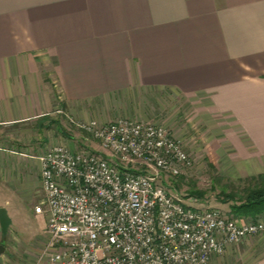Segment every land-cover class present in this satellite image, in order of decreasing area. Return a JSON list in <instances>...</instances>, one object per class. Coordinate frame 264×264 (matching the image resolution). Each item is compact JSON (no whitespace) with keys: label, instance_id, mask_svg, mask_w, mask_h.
<instances>
[{"label":"crops","instance_id":"1","mask_svg":"<svg viewBox=\"0 0 264 264\" xmlns=\"http://www.w3.org/2000/svg\"><path fill=\"white\" fill-rule=\"evenodd\" d=\"M139 95L201 104L238 151L231 173H263L264 0H0V127L64 109L137 115ZM40 156L0 147V192L32 203ZM256 252L240 264H264Z\"/></svg>","mask_w":264,"mask_h":264},{"label":"built area","instance_id":"2","mask_svg":"<svg viewBox=\"0 0 264 264\" xmlns=\"http://www.w3.org/2000/svg\"><path fill=\"white\" fill-rule=\"evenodd\" d=\"M82 124L110 155L57 144L39 157L34 209L47 217L48 264H208L229 243L264 232L263 220L195 208L200 198L163 183L194 164L164 125Z\"/></svg>","mask_w":264,"mask_h":264},{"label":"rangeland","instance_id":"3","mask_svg":"<svg viewBox=\"0 0 264 264\" xmlns=\"http://www.w3.org/2000/svg\"><path fill=\"white\" fill-rule=\"evenodd\" d=\"M126 103L129 105L128 100ZM133 104L140 114L120 115L113 109H97V113L91 112V116L81 121L82 118L64 109L54 115L7 128L0 127V147L12 148L17 152L27 154L35 152L43 155L53 145L65 144L75 151L88 149L110 155L101 147V143L84 129L83 122L94 119L101 123L134 119L162 124L183 143L194 163L192 168L180 177L168 179L163 176V183L173 186V189L179 193H189L191 196L193 195L192 191H203L202 197L193 195L201 200V203L190 204L195 208H215L235 214L232 211L233 203L223 201L226 199L221 196L223 186L228 183L237 186L236 188H242L248 185V181L245 180L252 176H245L243 173L240 176H235L231 173L237 167L239 170L240 165L234 163L230 158L235 159L239 154L237 150H230L228 142L223 140L224 126L217 127V125L211 124L212 116L210 114L202 115L198 112L201 109V104L196 105L184 98L169 95H139ZM219 177L225 179L218 181ZM231 189L230 187L226 190L230 192ZM36 197H33L32 203H20L9 192H0V203H3V207L8 209L13 220L8 233L3 238V244L7 250L3 254L6 256L5 263L3 260L4 264H48L46 256L40 258L38 255L40 253L42 256L44 242L40 244V241H43L42 238L40 240L41 230L34 216L35 203L39 200L37 195ZM239 217H242L246 222H251L254 219L264 221V212L258 213L256 216L241 215ZM263 236L264 232L254 233L247 239L229 243L225 251L221 255L212 256L208 264H240L241 260L238 259L247 255L249 251L250 253L257 251L254 256H260L264 252L262 249L264 248V239L257 245L254 242H257L259 238H264ZM23 251L31 253V256H27V253H23ZM38 251L41 252L38 253ZM235 251L237 252L235 253ZM37 260L40 261L37 263Z\"/></svg>","mask_w":264,"mask_h":264},{"label":"trees","instance_id":"4","mask_svg":"<svg viewBox=\"0 0 264 264\" xmlns=\"http://www.w3.org/2000/svg\"><path fill=\"white\" fill-rule=\"evenodd\" d=\"M218 181H222L225 178L219 177ZM248 185L240 188L233 184L226 183L221 191V196L226 197L223 199L225 202H232V211L236 216L252 215L256 216L258 213L264 212V172L254 175L249 179ZM232 188L230 192L226 189ZM235 187V188H234ZM240 188V189H239ZM193 195L203 196V191H192ZM192 195V196H193ZM257 219H254L255 221Z\"/></svg>","mask_w":264,"mask_h":264},{"label":"water","instance_id":"5","mask_svg":"<svg viewBox=\"0 0 264 264\" xmlns=\"http://www.w3.org/2000/svg\"><path fill=\"white\" fill-rule=\"evenodd\" d=\"M13 220L9 215L8 209L6 207L0 206V224L2 228L3 235L6 236L8 230L12 224ZM6 251V246L2 243L0 244V262L3 263V254Z\"/></svg>","mask_w":264,"mask_h":264}]
</instances>
